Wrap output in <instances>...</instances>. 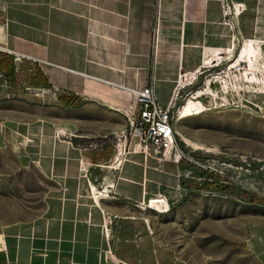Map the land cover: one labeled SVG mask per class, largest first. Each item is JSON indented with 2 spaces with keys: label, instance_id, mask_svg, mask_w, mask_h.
Returning a JSON list of instances; mask_svg holds the SVG:
<instances>
[{
  "label": "rangeland",
  "instance_id": "obj_1",
  "mask_svg": "<svg viewBox=\"0 0 264 264\" xmlns=\"http://www.w3.org/2000/svg\"><path fill=\"white\" fill-rule=\"evenodd\" d=\"M22 4L0 0V36L8 19L21 26L12 6ZM150 6L152 27L167 40L151 59L149 84L164 106L173 103L175 140L185 157L155 160L139 151L128 126L123 147L111 141L100 174L127 155L124 176L113 177L137 194L107 191L97 176L95 189L108 194L101 208L89 185L84 194L47 198L52 182L23 167L31 140L12 130L6 114L10 101L40 104L38 67L0 42L14 62L9 77L0 73V264H261L248 237L250 226L264 228V0ZM157 195L166 196L169 211L146 208Z\"/></svg>",
  "mask_w": 264,
  "mask_h": 264
},
{
  "label": "crops",
  "instance_id": "obj_2",
  "mask_svg": "<svg viewBox=\"0 0 264 264\" xmlns=\"http://www.w3.org/2000/svg\"><path fill=\"white\" fill-rule=\"evenodd\" d=\"M152 2L22 0L21 6H12L19 18L13 21L21 26L15 27L8 19L0 42L35 64L43 83L37 87L39 105L18 106L10 101L6 116L14 132L27 134L31 140L23 150V167H36L54 185L44 190L47 198L84 194L89 185L101 208L100 199L108 194L95 189L92 180L97 176L104 179L107 191L116 188L120 195L137 194L113 177L124 176L127 155L118 156L112 160L115 166L106 165L107 170L100 171L111 141L117 140L122 147L127 141L128 118L138 109L133 89L150 83L151 59L167 40L164 32L152 27ZM191 82L190 78L187 83ZM154 92L165 107L155 87ZM249 231L248 242L264 264V228L250 226ZM164 262L169 264L167 259Z\"/></svg>",
  "mask_w": 264,
  "mask_h": 264
},
{
  "label": "built area",
  "instance_id": "obj_3",
  "mask_svg": "<svg viewBox=\"0 0 264 264\" xmlns=\"http://www.w3.org/2000/svg\"><path fill=\"white\" fill-rule=\"evenodd\" d=\"M15 59H19L15 55ZM138 109L128 118L131 138H135L139 151L153 157L155 160L179 161L185 155L180 154L175 140V123L170 103L162 107L155 97L154 86L145 84L141 88L133 89ZM177 113V112H176ZM81 171L84 170L82 166Z\"/></svg>",
  "mask_w": 264,
  "mask_h": 264
},
{
  "label": "trees",
  "instance_id": "obj_4",
  "mask_svg": "<svg viewBox=\"0 0 264 264\" xmlns=\"http://www.w3.org/2000/svg\"><path fill=\"white\" fill-rule=\"evenodd\" d=\"M13 65L14 62L12 60V56L7 53L0 52V73H3V77L7 78L13 72ZM39 77L36 79V83L33 84L34 87H39L43 83V75L41 74L40 70L38 69ZM17 80H19V76L16 75ZM49 87L48 84L44 85Z\"/></svg>",
  "mask_w": 264,
  "mask_h": 264
},
{
  "label": "bare ground",
  "instance_id": "obj_5",
  "mask_svg": "<svg viewBox=\"0 0 264 264\" xmlns=\"http://www.w3.org/2000/svg\"><path fill=\"white\" fill-rule=\"evenodd\" d=\"M179 114H180V109L179 110H177V117H176V120H178V116H179ZM190 113H187V114H183L182 116H181V119H184V118H187V117H190ZM178 131H177V128H176V136H177V133ZM182 138H183V141L185 142V144L186 145H188V146H190V147H192L194 150H203V148L201 147V146H199L197 143H194V142H192L190 139H188L187 137H185V136H182ZM167 198L165 199V198H163L162 196H159L158 198H156L155 197V199H153V200H150V203H149V205H146V208H150V209H153V210H155V211H157V212H166V211H169V206H168V203H167ZM153 201H162V202H164V209H162V210H160V209H158V207L156 206V205H154L153 203H151V202H153Z\"/></svg>",
  "mask_w": 264,
  "mask_h": 264
},
{
  "label": "water",
  "instance_id": "obj_6",
  "mask_svg": "<svg viewBox=\"0 0 264 264\" xmlns=\"http://www.w3.org/2000/svg\"><path fill=\"white\" fill-rule=\"evenodd\" d=\"M151 203L156 205L158 207V209H160V210L164 209V202H162V201H153Z\"/></svg>",
  "mask_w": 264,
  "mask_h": 264
}]
</instances>
